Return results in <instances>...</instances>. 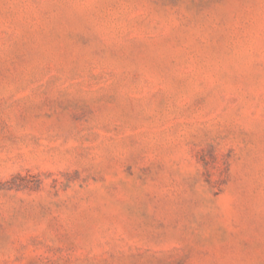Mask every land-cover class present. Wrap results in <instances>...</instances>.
<instances>
[{"label":"rangeland","instance_id":"rangeland-1","mask_svg":"<svg viewBox=\"0 0 264 264\" xmlns=\"http://www.w3.org/2000/svg\"><path fill=\"white\" fill-rule=\"evenodd\" d=\"M0 264H264V0H0Z\"/></svg>","mask_w":264,"mask_h":264}]
</instances>
